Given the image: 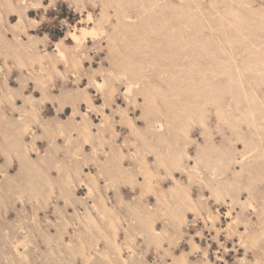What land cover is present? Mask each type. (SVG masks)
<instances>
[{"label": "rangeland", "instance_id": "1", "mask_svg": "<svg viewBox=\"0 0 264 264\" xmlns=\"http://www.w3.org/2000/svg\"><path fill=\"white\" fill-rule=\"evenodd\" d=\"M0 264H264V0H0Z\"/></svg>", "mask_w": 264, "mask_h": 264}]
</instances>
